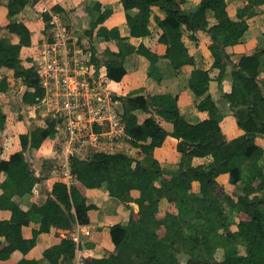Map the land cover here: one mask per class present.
<instances>
[{"label": "trees", "instance_id": "obj_1", "mask_svg": "<svg viewBox=\"0 0 264 264\" xmlns=\"http://www.w3.org/2000/svg\"><path fill=\"white\" fill-rule=\"evenodd\" d=\"M123 8L130 13L128 26L130 34L142 36L150 33L149 19L152 6L157 5L163 12V17L156 16V23L161 28L158 40L165 44V52L160 55L143 43L125 45L117 52H109L105 60L106 76L113 80H120L126 73L123 63L125 53L135 51L149 61L148 75L156 79L162 76L158 70L157 61L160 57L168 59L172 68H179L185 63H192L182 40V25L194 21L196 28L208 31L212 52L227 44L237 43L248 28L246 17L255 12V6L264 4V0H247L248 8L237 11V17H230L226 10V0H199L194 8L186 10L181 6L184 0H120ZM26 4V0H8L7 15L19 11ZM211 10L215 22L208 24L206 11ZM105 9L98 17L102 21L109 13ZM43 18L48 19L47 13ZM6 28L19 35V41L13 43L9 38L0 36V68L13 69L14 76L20 77L31 90H25L22 100L29 103L39 101L44 96L38 74L26 68L19 57L21 45L30 42V32L25 24L19 21H8ZM97 35L109 40L120 42L124 39L116 26L107 28L99 26ZM97 56L92 52L90 60L94 62ZM260 70L259 52L243 55L231 71L232 87L227 93H222L227 99L237 125L244 132L230 140L226 139L218 124L214 120H200L191 122L180 113L177 95L169 92L155 94L142 93V88L132 90L125 95L114 96L122 105L120 115L123 128L138 140L143 156L135 159L134 165L123 162L121 152L93 151L87 157L76 153L69 155L71 174L85 187H98L102 184V172L111 169L114 179L106 184L109 195L124 202L134 201L138 206V216H131L125 227L119 223L109 226L110 239L114 245L137 248V256L128 261L110 254L104 257H87L85 264H264V196H249L253 190L250 185L244 186L242 194L233 200L220 188L215 177L222 172L229 174V181L236 183L242 178L245 166L250 171H259L258 160L262 156V148L249 142L255 133L264 134V97L259 93L260 86L256 75ZM249 78L246 89L241 88V82ZM210 75L208 69L195 67L189 79V87L196 95H203L197 103L200 110L215 108V102L206 93ZM7 88L5 76L0 77V91ZM152 110L172 123V129L167 130L153 115L145 117L141 122L137 120L135 110ZM5 121V113L0 109V127ZM58 119L47 117L46 124L39 133H20L21 148L10 154L8 159L0 160V171L6 176L1 182L3 192L0 194V207L10 209L8 220H0V234L9 244L22 252L28 251L35 243L36 235L40 231H47L51 225L70 228L73 223H87L89 221L85 203L72 204L70 191L73 184L68 185L60 180L53 182L50 193L41 204H32V209L38 214L39 227L33 229L32 236L25 238L21 234V226L29 222L26 212L12 200L13 194H24L31 191L36 182L42 180L36 175L24 156V150L30 142H41L55 132ZM94 131H100L101 126L92 123ZM179 139L177 149L180 159L177 169L166 172L161 168L153 155V149L161 145L166 135ZM248 143L239 150L243 142ZM210 155L211 160L204 164L192 165L193 156ZM250 160V161H248ZM248 161V162H247ZM139 172V177L135 173ZM167 174L168 176H165ZM264 174V173H263ZM254 175L248 178L253 179ZM192 180L199 182V191H191ZM158 181L159 190L154 191ZM131 189H137L139 195L133 197ZM166 197L176 207L175 215L165 213L157 216L156 201ZM151 199L149 205L145 202ZM224 203L231 209H241L248 213L249 219H239L236 229L229 228L233 218L228 217ZM260 215V221H254V213ZM169 215L178 219L179 226H171ZM232 219V220H231ZM234 221V220H233ZM163 226L161 235L157 228ZM221 228H225L221 231ZM75 242L70 237L62 238L58 243L43 250V255L53 264L58 258L65 261L74 254ZM221 252V258L216 257ZM6 254L0 252V258ZM16 264H34L27 258H21Z\"/></svg>", "mask_w": 264, "mask_h": 264}, {"label": "crops", "instance_id": "obj_2", "mask_svg": "<svg viewBox=\"0 0 264 264\" xmlns=\"http://www.w3.org/2000/svg\"><path fill=\"white\" fill-rule=\"evenodd\" d=\"M199 0H184L181 6L190 10ZM8 0H0V36L7 37L11 42L19 41V35L10 32L6 28L8 21H19L26 25L30 32V42L21 45L19 57L21 63L28 69L36 72L44 88V96L37 102L29 103L22 100L25 90H31L20 77L14 76L13 69L0 68V77L5 76L7 88L0 91V109L5 113V121L0 127V160L8 159L10 154L21 148L20 133H39L46 124L47 117H55L60 114L61 102L59 99L58 79L49 72L46 73V63L52 59L68 62L67 74L75 71H83L82 76L90 84L89 88H81V93L89 94L96 89L101 94L95 95L91 100L81 99L80 106L73 113L75 129L73 134H68L64 125H55V132L44 138L41 142H30L24 150V156L36 175L42 180L36 182L31 191L24 194H13L14 200L25 212L29 222L21 226V234L25 238L32 236L33 229L39 227L38 214L33 211L32 204L43 203L50 193L53 182L60 180L68 187L73 184L74 190L70 191L72 204L85 203L89 221L87 223H73L70 228H62L51 225L47 231H40L36 235L34 245L26 252L13 248L4 235L0 234V252L6 254L0 258V264H16L21 258H27L34 264H53L43 255V250L58 243L64 237H70L75 242L74 254L63 261L58 258L57 264H85L87 257H104L116 254L128 261L136 259L137 248L114 245L110 239L109 226L119 223L125 227L131 216H138V206L134 201H120L109 195L106 184L114 179V172L106 169L102 172V184L98 187H85L70 172L69 155L76 153L81 157L89 156L93 151L121 152L125 156L123 162L134 165L135 159L143 156L139 147V141L123 128L120 115L122 105L114 96L125 95L132 90L142 88V93L169 92L177 95V104L180 113L191 122L200 120H214L218 118V124L226 139L230 140L244 132L237 123L230 109L227 99L222 93H227L232 87L231 71L243 55L259 52L260 70L256 75L259 93L264 97V4L255 6V12L246 17L248 28L244 31L239 41L234 44L223 45L215 52L209 47L211 37L207 30L196 28L194 21L183 24L182 40L189 54L193 57L192 63H185L179 68H172L165 57L157 61V73L160 79L148 75L149 61L146 57L135 51L124 54L123 63L126 73L118 81L106 76L105 60L110 56L109 52H117L125 45H138L143 43L154 52L162 55L165 52V44L158 40L161 28L156 23V16L163 17L164 12L153 5L149 19L150 33L142 36L130 34L128 18L135 10H125L120 0H26V4L11 16L7 15ZM247 0H226V10L230 17H237L239 7H244ZM109 13L98 20L99 15L105 10ZM47 13L48 19L43 18ZM208 24L216 20L212 11H206ZM99 26L111 28L116 26L119 33L124 36L120 42L115 39L106 40L97 35ZM94 52L98 67L90 60ZM63 57V59H61ZM197 68L208 69L210 80L207 92L215 102V108L200 110L197 103L203 95H196L189 87V79L192 70ZM76 69V70H75ZM74 71V72H73ZM250 83L249 78L241 82V88L246 89ZM108 94V95H107ZM86 101V102H85ZM137 120L141 122L145 117L153 115L167 130L172 129V123L165 120L160 114L152 110H135ZM115 124L112 123L113 118ZM92 123L101 126L100 131L92 129ZM77 139L78 142L73 141ZM262 148V156L258 160L264 173V134L255 133L248 139ZM243 142L239 150L248 143ZM179 139L166 135L161 145L153 149V155L158 160L161 168L169 172L177 169L180 159V151L177 149ZM211 160L210 155L193 156L192 165L204 164ZM250 161V160H248ZM247 161V162H248ZM245 166L242 170V178L236 183L229 181L227 172L219 173L215 180L233 200L238 194H242L244 186L250 185L253 190L249 196H264V174L250 171ZM139 172L135 173L139 177ZM254 175L251 181L250 176ZM6 176L5 171H0V194L3 192L1 182ZM165 176H168L165 174ZM154 191L159 190L158 181L155 182ZM191 191H199V182L192 180ZM133 197L139 195L137 189H131ZM151 199L145 204L149 205ZM157 216L163 217L165 213H176L173 202L166 197H160L156 201ZM228 217L233 218L229 228L236 229L239 219H249L247 212L241 209L231 210L225 203L223 205ZM259 215L257 212L252 216ZM11 216L10 209L0 207V220H8ZM260 216V215H259ZM171 221L176 222L171 224ZM171 226H179L178 219L169 215ZM225 228H221L224 231ZM164 227L157 228L161 235ZM116 247V248H115ZM220 253L221 252H217ZM216 255V254H215ZM123 256V257H122ZM222 256L217 257L220 259Z\"/></svg>", "mask_w": 264, "mask_h": 264}, {"label": "built area", "instance_id": "obj_3", "mask_svg": "<svg viewBox=\"0 0 264 264\" xmlns=\"http://www.w3.org/2000/svg\"><path fill=\"white\" fill-rule=\"evenodd\" d=\"M67 64L68 62L52 59L46 63V73L49 72L58 79V101L62 103L59 109L61 111L60 123L64 125L68 134H73L75 129L73 113L80 106L81 99L88 98L91 100L95 95L100 96L101 94L97 89L96 91L92 90L88 95L81 93L79 89L82 87L89 88L90 84L82 76L83 71L77 70L74 74H67ZM115 120H117L116 117L112 119L113 124H115Z\"/></svg>", "mask_w": 264, "mask_h": 264}, {"label": "rangeland", "instance_id": "obj_4", "mask_svg": "<svg viewBox=\"0 0 264 264\" xmlns=\"http://www.w3.org/2000/svg\"><path fill=\"white\" fill-rule=\"evenodd\" d=\"M245 8H248V4H246L244 7H239V8H238V11L243 10V9H245ZM61 59H63V57H62ZM57 118H60V117L57 116ZM57 118H56V119H57ZM60 119H61V118H60ZM57 122H58V121H57ZM59 123H60V120H59ZM56 124H57V123H56ZM75 141L78 142L77 139H75V140L73 141V143H74ZM253 219H254L255 222L258 223V222L260 221V216H259V215H256ZM175 223H176V222L171 221V224H175ZM115 248H116V247H115ZM116 254H117V256L119 255L118 252H116ZM136 255H137V253H136ZM220 255H221L220 253H216V257H220ZM118 257L121 258V256H118ZM122 257H123V256H122ZM125 260H126V259H125ZM183 264H184V263H183Z\"/></svg>", "mask_w": 264, "mask_h": 264}]
</instances>
